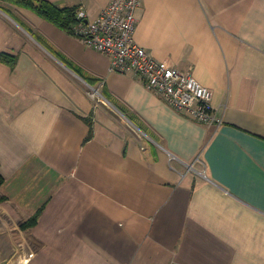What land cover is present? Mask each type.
Wrapping results in <instances>:
<instances>
[{
  "label": "crops",
  "instance_id": "1",
  "mask_svg": "<svg viewBox=\"0 0 264 264\" xmlns=\"http://www.w3.org/2000/svg\"><path fill=\"white\" fill-rule=\"evenodd\" d=\"M45 1L93 21L112 0ZM135 16V43L208 88L221 125L177 113L74 34L1 3L0 54L15 64L0 63V254L264 264V0H140Z\"/></svg>",
  "mask_w": 264,
  "mask_h": 264
},
{
  "label": "built area",
  "instance_id": "2",
  "mask_svg": "<svg viewBox=\"0 0 264 264\" xmlns=\"http://www.w3.org/2000/svg\"><path fill=\"white\" fill-rule=\"evenodd\" d=\"M139 5L140 0H112L93 21H89L83 8H78L79 23L73 28V34L86 47L108 57L111 72L134 74L177 113L188 114L200 124L221 125L208 88L190 73H182L167 62L156 60L135 43V13Z\"/></svg>",
  "mask_w": 264,
  "mask_h": 264
},
{
  "label": "trees",
  "instance_id": "3",
  "mask_svg": "<svg viewBox=\"0 0 264 264\" xmlns=\"http://www.w3.org/2000/svg\"><path fill=\"white\" fill-rule=\"evenodd\" d=\"M1 3H7L16 7L30 10L40 18L46 20L49 23H52L59 29L70 34H73V28L79 23V20L77 18L78 8L76 7L61 9L45 0H0V4ZM56 56L61 60L63 59L59 54H57ZM0 63L6 64L9 67H13L15 61L14 58L6 54H0ZM75 72L81 75L77 70H75ZM2 184L3 179L0 176V186ZM40 212L41 210L35 213L34 216H32L26 223L21 226V229H26L34 226L37 222Z\"/></svg>",
  "mask_w": 264,
  "mask_h": 264
},
{
  "label": "rangeland",
  "instance_id": "4",
  "mask_svg": "<svg viewBox=\"0 0 264 264\" xmlns=\"http://www.w3.org/2000/svg\"><path fill=\"white\" fill-rule=\"evenodd\" d=\"M1 242H3V246H1V249L3 250H7V240L6 239H2ZM7 255H1L0 254V264H7Z\"/></svg>",
  "mask_w": 264,
  "mask_h": 264
}]
</instances>
